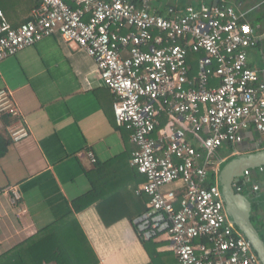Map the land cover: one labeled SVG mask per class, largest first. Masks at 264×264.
I'll return each mask as SVG.
<instances>
[{
    "label": "built area",
    "instance_id": "1",
    "mask_svg": "<svg viewBox=\"0 0 264 264\" xmlns=\"http://www.w3.org/2000/svg\"><path fill=\"white\" fill-rule=\"evenodd\" d=\"M57 34L94 59L116 123L130 130V165L145 178L136 193L148 197L133 220L140 240L166 235L176 264H262L227 219L216 184L227 159L219 150L249 130L264 134V69L248 61L258 38L244 14L226 3L172 4L161 14L132 0H40L17 27L0 10V61ZM192 53L201 55L191 76ZM0 115L10 118L12 142L29 136L5 88ZM252 172L233 183L237 192L259 190ZM11 193L15 204L21 195Z\"/></svg>",
    "mask_w": 264,
    "mask_h": 264
},
{
    "label": "crops",
    "instance_id": "2",
    "mask_svg": "<svg viewBox=\"0 0 264 264\" xmlns=\"http://www.w3.org/2000/svg\"><path fill=\"white\" fill-rule=\"evenodd\" d=\"M11 1L3 0L0 10L17 27L29 18L37 0H16L9 7ZM132 1L154 13H165L172 4L234 6L258 38L248 49V61L264 69V0ZM13 56L0 61V89L11 93L30 134L11 141L0 156V256L70 213L73 201L86 196L84 203L90 205L75 212V218L97 264H148L151 259L133 224L146 209L148 197L136 193L145 179L125 155L126 131L115 121L114 94L100 79L94 59L57 35L46 36ZM6 117L0 115V146L10 139ZM244 135L237 153L264 141L263 134L254 130ZM257 136L263 141L258 143ZM253 179L259 190L248 189L258 201L254 216L264 231V171ZM12 188L21 195L15 204ZM153 242L159 253L156 264H176L166 235Z\"/></svg>",
    "mask_w": 264,
    "mask_h": 264
},
{
    "label": "trees",
    "instance_id": "3",
    "mask_svg": "<svg viewBox=\"0 0 264 264\" xmlns=\"http://www.w3.org/2000/svg\"><path fill=\"white\" fill-rule=\"evenodd\" d=\"M15 1L16 0H12L11 1L12 4L8 2L10 5L9 7H12L13 3H17ZM2 2L3 0H0V5L2 4ZM39 4H40V0H37V2H35V5L32 7V9L38 7ZM31 18H32V12H30L29 18H27L26 21ZM126 31H127L126 29H123V32ZM200 55L201 54L198 53L190 54V57L188 59V64L191 69L190 70L191 76L196 74L197 59L200 57ZM164 122L165 119L162 120V123ZM120 127L126 131L123 134V139L126 144L125 155L127 156L128 159H130L131 152L136 147L130 141V130L126 129L125 126L123 125H120ZM11 141H12L11 138L9 139V141L5 140L3 145L0 146L1 147L0 156L6 152L7 146ZM239 144L235 146L232 144L225 145L228 147L230 151L229 155L226 156L227 159L233 157L231 153L234 150H236ZM262 144H264V141L260 144L259 148L264 147V145ZM213 182L214 180L210 179L208 183L213 184ZM242 193H244L250 198L255 211L258 202L256 197H254L253 194H250L249 189L246 187H244ZM84 199H86V196H82L80 198L75 199L72 204L73 210L70 213H68L67 215H65L64 217L58 220H55L54 222H51L49 225L42 228L36 234V236L34 235L33 237L22 242L16 248L0 256V264H48V263L97 264L98 259L94 251L92 250L87 240V237L84 234V231L82 230L80 224L75 218V212H79L83 210L85 207H88L90 205V201H88V203L85 204ZM256 227L258 228L261 237L264 239V231L262 230V227L258 226L257 224ZM200 240L201 239H196L195 242H200ZM142 243L151 259L148 264H156L157 262H159V253L157 252V244H155L153 240L150 241L142 240Z\"/></svg>",
    "mask_w": 264,
    "mask_h": 264
},
{
    "label": "water",
    "instance_id": "4",
    "mask_svg": "<svg viewBox=\"0 0 264 264\" xmlns=\"http://www.w3.org/2000/svg\"><path fill=\"white\" fill-rule=\"evenodd\" d=\"M261 166H264V148L238 152L225 160L220 158L216 184L222 194L227 219L250 242L260 262L264 264V239L251 219L252 201L233 186L245 169L255 170Z\"/></svg>",
    "mask_w": 264,
    "mask_h": 264
},
{
    "label": "rangeland",
    "instance_id": "5",
    "mask_svg": "<svg viewBox=\"0 0 264 264\" xmlns=\"http://www.w3.org/2000/svg\"><path fill=\"white\" fill-rule=\"evenodd\" d=\"M167 1H169V0H162L163 3H166ZM57 36H58L59 38H61L59 34H57ZM61 39H62V38H61ZM8 58H9V59H12V58H14V56H13V57H8ZM6 59H7V58H6ZM6 59H5V60H6ZM262 136H263V138H264V134H263ZM257 139H258V140H257L258 143H260L261 141L264 140V139L262 140L261 137H258ZM262 145H264V144H262ZM259 146H260L259 144H257L256 146H255V145H252L251 147L245 149L244 152L252 151V150L254 151L255 149L259 148ZM262 148H264V147H262ZM260 149H261V148H260ZM229 153H230V151H229L228 147L225 146V145L219 150V155L222 156V157H226L227 155H229ZM252 175H253V176H257V175H259V172H257V169L253 170ZM249 186H250V184L246 185V188H248ZM255 223H256V222H255Z\"/></svg>",
    "mask_w": 264,
    "mask_h": 264
},
{
    "label": "flooded vegetation",
    "instance_id": "6",
    "mask_svg": "<svg viewBox=\"0 0 264 264\" xmlns=\"http://www.w3.org/2000/svg\"><path fill=\"white\" fill-rule=\"evenodd\" d=\"M251 219H252V222L255 223L256 218H255V216H254V206H253V205H252ZM255 225H256V224H255Z\"/></svg>",
    "mask_w": 264,
    "mask_h": 264
},
{
    "label": "snow or ice",
    "instance_id": "7",
    "mask_svg": "<svg viewBox=\"0 0 264 264\" xmlns=\"http://www.w3.org/2000/svg\"><path fill=\"white\" fill-rule=\"evenodd\" d=\"M247 30V29H246Z\"/></svg>",
    "mask_w": 264,
    "mask_h": 264
}]
</instances>
